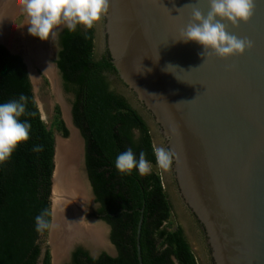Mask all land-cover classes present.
I'll list each match as a JSON object with an SVG mask.
<instances>
[{"label": "water", "instance_id": "obj_1", "mask_svg": "<svg viewBox=\"0 0 264 264\" xmlns=\"http://www.w3.org/2000/svg\"><path fill=\"white\" fill-rule=\"evenodd\" d=\"M194 8L206 16L209 0H109L104 16L109 54L135 101L148 111L174 153L179 194L205 230L213 264H264V0H256L246 23L227 24L230 34L251 41V47L226 58L211 50L202 56L201 45L180 40L193 22ZM52 67L56 73L54 63ZM26 68L29 75L27 64ZM56 142L57 138L50 225ZM80 212L85 219V209ZM140 212L136 247L142 264L143 208ZM102 229L105 246L76 241L65 252L81 245L92 257L102 251L115 257ZM50 259L54 264L53 249Z\"/></svg>", "mask_w": 264, "mask_h": 264}, {"label": "trees", "instance_id": "obj_2", "mask_svg": "<svg viewBox=\"0 0 264 264\" xmlns=\"http://www.w3.org/2000/svg\"><path fill=\"white\" fill-rule=\"evenodd\" d=\"M94 29L78 26L60 34L57 66L66 91L74 93L72 120L85 142V165L98 212L110 225V240L117 254L102 251L92 257L77 248L68 264H139L137 224L140 229L142 264H198L180 224L171 222L172 210L160 174L122 176L115 168L116 157L131 148L139 157L146 154L156 164L149 126L124 95L110 87L104 72L117 76L109 55L94 60ZM28 97L27 119L30 140L21 144L10 161L0 166V264H51L50 250L42 248L43 233L36 231L35 217L47 211L51 220V177L54 168L53 128L63 137L68 129L54 106L53 126L48 128L35 100L26 64L18 54L0 44V103ZM43 145L44 151L33 148Z\"/></svg>", "mask_w": 264, "mask_h": 264}, {"label": "clouds", "instance_id": "obj_3", "mask_svg": "<svg viewBox=\"0 0 264 264\" xmlns=\"http://www.w3.org/2000/svg\"><path fill=\"white\" fill-rule=\"evenodd\" d=\"M255 2L209 0L206 16L194 8L193 22L182 31L180 40L185 43L194 41L201 45V55L205 57L208 50L221 58L243 54L246 48L251 47V41L230 34L227 24L238 27L240 23H246L254 13ZM19 3L29 19V34L42 41L55 39L61 26L70 33L76 32L78 26H83L85 31L91 30L109 10V0H19ZM27 103L28 97L25 95L0 103V166L11 160L21 144L30 140L32 125L27 119L21 120V117L34 115L27 112ZM33 151L43 152L44 146L37 145ZM153 151L158 169L168 172L173 164L174 153L157 146H153ZM115 168L122 176H131L134 172L140 176L152 173V164L146 159V154L140 152L137 158L131 148L116 157ZM47 215L45 210L35 217L38 233L51 227Z\"/></svg>", "mask_w": 264, "mask_h": 264}, {"label": "bare ground", "instance_id": "obj_4", "mask_svg": "<svg viewBox=\"0 0 264 264\" xmlns=\"http://www.w3.org/2000/svg\"><path fill=\"white\" fill-rule=\"evenodd\" d=\"M19 8H21L19 0H0V41L14 49L16 47H13L10 41H15L12 39L14 35L19 36L20 34H18L19 31L15 27L10 25V20L12 14L17 12L16 10ZM22 34L25 35L26 31H23ZM20 37L26 42L27 50L32 55V57L24 55V59L33 85L37 84L33 67L34 62H40L42 70L51 79V83L55 84L53 69L44 53L40 51L37 44L35 45L26 39L27 35ZM41 116L43 118L42 111ZM80 161V142L75 132H71L69 139L57 138L55 153L57 175L53 190L52 225L49 235L52 244H54L53 241H57L58 244L54 251L56 260L59 255H62L60 253L66 249L68 243L80 239L88 240L95 245L105 246L102 227L94 223L89 225L80 216V210L83 211L81 208L88 199L83 179L79 174L80 172L77 173L76 170Z\"/></svg>", "mask_w": 264, "mask_h": 264}, {"label": "flooded vegetation", "instance_id": "obj_5", "mask_svg": "<svg viewBox=\"0 0 264 264\" xmlns=\"http://www.w3.org/2000/svg\"><path fill=\"white\" fill-rule=\"evenodd\" d=\"M19 10H22L23 11L22 7L19 8L18 10H16V11H19ZM19 13H23V12H19ZM64 29L65 28L63 26H61V28L59 29V35L55 39H52L53 40V45H54V50L53 51H51V50L44 51L40 45H38L37 43H35V42H38V40H39L38 37H34L36 39H34V38L31 37V39H30V37L27 34V27H26V29L24 28L22 31H19V33H21L19 36L18 35H14V37L12 39H14L15 41H19L20 42L19 44L20 45H23V49L28 52V50H27L28 47L25 45V43H23V41L21 40V37H20V36H22V32L23 31H26V34H25V36L27 35V38L26 39L29 40L31 43H34L35 45L37 44V46L40 49V51H42L44 53L45 58L47 59V61L48 60H52L53 61V63L56 66V69H57L56 70V73H55V71H54V69L52 67V64H51V67H52L53 72H54V77H55L54 78L55 79L54 80L55 84L52 83L53 88L57 91V81H58V84L61 87V91L63 90L64 92L69 93L71 95L72 99L70 100V104H69V118H70L71 123L73 124V126L76 127L74 125V123H73V120H72V103H73V100H74V93L71 92V91H66V89L64 87V82L62 80L61 72H60V70H59V68L57 66V63H56V61L58 59V52L60 50V45H59L60 34L62 33V31ZM93 29H94V32H93L94 35H93V50H92V55H93L94 60H99V59L102 58V56L105 55L107 57L109 55L110 61H111V56L109 54V48H108V44H107V34H106L105 30H104V17L102 18V20L100 22H98L95 25V27ZM15 41H13V42L11 41V42L16 47V44L14 43ZM16 49H17V47H16ZM34 63L36 65L38 64L41 67V65L39 64L40 62L39 63L34 62ZM116 72H117V76L115 74L109 72V71L104 72V75H106L107 80L110 83V87L113 88V89H115L117 92L121 93L122 95H124L127 100H128V96H127L128 94H130L132 97H134V95L132 94L133 92L128 89V86L124 83V81L120 77V75H119V73H118L117 70H116ZM43 73L45 75H47L44 71H43ZM49 80H50V82H52L51 79H49ZM125 92H127V95H126ZM136 103L138 104V106L143 111H145L143 109V106L139 102H136ZM56 105L59 107L60 114H61V112L63 111L62 105L61 104H59V105L56 104ZM136 109L138 110V108H136ZM145 113H148V111L147 112L145 111ZM148 116H149V119L151 120L150 115H148ZM143 118H144V116H143ZM151 123H154L153 120H151ZM154 125H155V128H156L155 130L149 129L150 130V134H151V138H152L153 146L164 147V148L167 149L166 144H165V139L158 133L159 132L158 125L156 123H154ZM65 126H66V124H65ZM66 128H67V126H66ZM76 129H78V128L76 127ZM78 132H79L80 138L82 140L81 141L82 142L81 143V147H82V154H83V166H84V169H85V171L87 173V169H86V165H85V142H84V138L81 135V132H80L79 129H78ZM157 133L162 138V142L161 143H159L158 140H157L158 139ZM152 171H155V170H152ZM157 172L160 174L161 183H162L163 188H164V190H165V192L167 194V198L170 201L172 212H174L175 216H177V217L180 215L183 218V220L187 222V225L188 226L183 225V224L181 225L182 228H183V232H184V235H185L186 239L188 240V239H191V238H199L200 241H201V248H202L203 257H204V261L201 260L202 261V264H206V263L207 264H213V260H212V257L210 255V248H209V246L207 244L205 230H204L203 226L201 225V223L196 218V216L190 210V208L184 203L183 199L181 198V196L179 194L178 186H177V182H176V178H175V172L173 171V164H172V166H171V168H170V170L168 172L165 173V172H162L161 170H157ZM87 176H88V174H87ZM89 183H90V181H89ZM90 187H91V184H90ZM91 192H92L93 202H94V205L95 206H94L93 209H91V208L88 207L89 209H91V212H88V214H90L91 216H93L96 219L102 220L107 225V227H108V240H109L110 244L114 247V249L117 252L116 246L110 240V230H111V227L103 219V215L104 214H100L98 212V209L100 208V204H99V202H97L95 200V196H94V193L92 191V187H91ZM85 208H87V206ZM188 242H189V244L191 246V249L193 251L192 244L190 243L189 240H188ZM80 247L85 250V248L83 246H81V245H75L73 248L70 249L69 253L67 254V257H66L67 260H66L65 264H68L71 261L72 253L77 248H80Z\"/></svg>", "mask_w": 264, "mask_h": 264}, {"label": "rangeland", "instance_id": "obj_6", "mask_svg": "<svg viewBox=\"0 0 264 264\" xmlns=\"http://www.w3.org/2000/svg\"><path fill=\"white\" fill-rule=\"evenodd\" d=\"M19 12H23V13H19ZM28 23H29V19L26 16V14L24 13V11L19 10V11L15 12L14 14H12V18L10 20V25L15 27L17 29V31H22L25 27H27V34L31 39V37L32 38H34V37L32 35H30L28 32V27H29V25H27ZM34 39H36V38H34ZM21 40L23 41V43H26L23 39H21ZM10 43H12V42L10 41ZM14 43L16 44V47H17L16 50L20 55H23V56L28 55V57H32L30 52H27L26 50L23 49V45H20L19 41H15ZM35 43L40 45L44 51H46V50L47 51L48 50L53 51L54 50L53 40L49 39L47 41H42L39 39L38 42H35ZM13 47H15L14 44H13ZM48 61L50 62V64L53 63L52 60H48ZM33 67H34V72L36 74L35 78H36V82H37L36 85H33V89H34L33 92H34V97L37 101V104L40 107L41 111L43 112V120L48 125V128L51 127V125L53 126L54 105L61 104L63 107L62 108L63 111L61 112V117H62L64 123L66 124L67 128H68V136L63 137L61 135V133L59 131H57L55 128H53V133H54L55 138L61 137L63 139H69L70 134H71L70 132H74V131H72L73 127L70 125V121H69V104H70V100L72 99V97L69 93H66L63 90L61 91V87L58 84V81H57V91H56L53 88V85L50 82L48 76L43 73L42 68L38 64L36 65L34 63ZM125 93L127 95V92H125ZM127 96H128V100L133 104V106L138 108L140 113L144 116V118L146 119V121L149 125V129L155 130L156 129L155 125L153 123H151V120L149 119L148 114L145 113V111H143L138 106L134 97H132L130 94H128ZM66 120H67V122H66ZM76 135H77V138L80 142V148H81V143H82L81 141L82 140L80 138L79 132ZM157 136H158V139H157L158 142L161 143L162 142L161 136H159L158 133H157ZM82 164H83V162H82ZM152 170H155V171L159 170L156 164L152 165ZM79 172H80V175L83 179L84 187H85V190L88 194V199L90 198L89 201H86L87 203L84 202V204H83L82 210L85 209V212H86L85 217H84L85 218L84 222L88 223L89 225L91 223H94L96 225L99 224L98 226L101 225L104 228V231L106 233L107 246L110 248V250H114L115 253L117 254L116 250L114 249V247L110 244V242L108 240V227H107V225L102 220L96 219L93 216H91L90 214H88V212H91V209H93L95 205L93 202V196H92V192H91L89 179H88L87 173H86L83 165H82V167L79 168ZM85 205L87 206V208H84ZM88 207L91 209H89ZM172 214H173L172 215L173 217L171 218V222H173V224L178 223L180 225L183 224V225L188 226L187 222L184 221L180 215L177 217V216H175L174 212H172ZM80 216L83 218L84 215L82 214V212H81ZM80 235H82V234H80ZM76 240H78V238H76ZM80 240H84V239H80ZM80 240H78V241H80ZM188 240L190 241V243L193 246V251H194V254L196 256L198 263L202 264L201 260L204 261V257H203V252H202V248H201L200 239L199 238H191ZM53 242H54V244H52V247H50V245H49L50 240H49V232L48 231L46 232L45 235L41 236V238H40V243L42 245V248L44 249V248L48 247L49 250L53 249V255H54V251L58 247V244H57V241H53ZM69 244L70 243H68V245ZM73 247H74V245H73ZM70 249H71V247H69L66 252H65V250H63L64 253L62 251L60 253L62 255H59V258L57 260L54 257V264H57V262H59L58 264H65V262L67 260V258H66L67 254L69 253Z\"/></svg>", "mask_w": 264, "mask_h": 264}, {"label": "crops", "instance_id": "obj_7", "mask_svg": "<svg viewBox=\"0 0 264 264\" xmlns=\"http://www.w3.org/2000/svg\"><path fill=\"white\" fill-rule=\"evenodd\" d=\"M23 33V32H22ZM18 34H21V33H18ZM22 36H25L24 34H22ZM22 39V38H21Z\"/></svg>", "mask_w": 264, "mask_h": 264}]
</instances>
